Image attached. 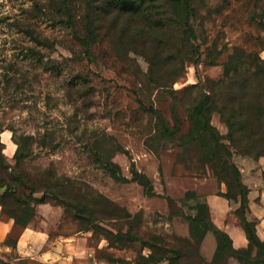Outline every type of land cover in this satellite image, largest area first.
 <instances>
[{"label": "rangeland", "instance_id": "obj_1", "mask_svg": "<svg viewBox=\"0 0 264 264\" xmlns=\"http://www.w3.org/2000/svg\"><path fill=\"white\" fill-rule=\"evenodd\" d=\"M63 2L0 0V146L9 171L35 185L36 198L43 196L49 174L68 178L78 194H100L138 215L134 232L142 238L162 248H179L183 242L192 247L187 217L195 216L196 205L209 197L223 199L219 194L224 183L209 164L202 166L176 145L156 146L159 154L148 147L155 125L145 107L152 102L173 124L168 93L158 88L143 53L116 50L103 38L88 55L66 22ZM67 2L75 7L76 29L84 34L85 0ZM190 2L191 25L198 36L192 44L201 45L202 55L198 65L187 61L184 76L173 84L179 99L187 86L222 79L224 64L236 48L264 60V0ZM177 49L187 60L197 58L190 45L179 43ZM180 115L182 133H187L185 109L180 108ZM212 124L224 138L221 149L230 161L234 155L256 159L258 150L233 148L227 139L239 127L238 110L228 122L214 113ZM29 136L33 140L27 143ZM15 139L30 151L18 168ZM95 152L117 163L128 179L134 164L152 180L155 194L146 195L137 182L112 178L94 162ZM3 178L7 173L0 168ZM28 192L22 185L17 188L20 196ZM231 202L238 205L237 194ZM34 205L36 216L24 228L0 205V264H141L142 257L158 250L140 242L112 244L102 231H81L66 207L53 199ZM229 218L226 223L232 228L236 222ZM102 226L115 233L128 228L116 220ZM216 248V238L208 232L199 248H191L189 264H239L232 257L214 262Z\"/></svg>", "mask_w": 264, "mask_h": 264}, {"label": "trees", "instance_id": "obj_2", "mask_svg": "<svg viewBox=\"0 0 264 264\" xmlns=\"http://www.w3.org/2000/svg\"><path fill=\"white\" fill-rule=\"evenodd\" d=\"M67 1L63 2L66 22L88 55L92 47L103 38H108L116 50L129 49L145 55L158 88L164 89L171 99L173 121L171 124L152 102L146 106L150 120L155 125V134L148 137L146 144L158 154L156 146L173 144L184 153L193 155L202 166L209 164L218 180L227 187V192H220L219 195L229 200L232 194L239 197L238 217L248 244L242 248L234 246L230 235L213 222L206 201L196 205L195 216L187 217L194 245L191 247L188 242H183L179 248H162L134 232L139 222L138 215L133 216L100 194H78L77 189H74L75 183L68 178L49 174L45 180V189L42 190L43 196L36 198L37 187L28 184L16 171H9L11 166L6 162L0 146V168L7 173V179L0 181L3 213L7 212L18 226L24 228L36 216L34 202L45 203L50 198L66 207L68 215L78 221L81 231H102L112 244L140 242L152 249L158 247L150 257H142L141 264H159L163 261L189 264V253L200 247L208 232L217 241L214 262L232 257L239 264H264V240L258 236L257 220L248 217V190L243 184L242 172L236 163L224 155L221 149L224 138L212 124L214 113H218L223 122H228L233 111L238 110L239 127L227 137L231 146L236 149L242 146V149L249 152L258 150L260 155H264V60L256 53L249 54L236 48L224 64L222 79L187 86L183 90L184 98L179 99V91L173 89V84L184 76L187 61L198 65L202 55L201 45L192 44L198 36L191 25L193 8L190 0H85L86 14L81 21L84 34L76 29L75 7L70 8ZM179 43L190 45L192 54L197 55V58L187 60V54L177 49ZM180 108L185 109L189 121L187 133H182L184 121ZM25 140L29 143L33 137H26ZM15 142L18 147L14 158L18 168L30 155V151L18 139ZM94 155V162L115 180L137 182L144 188L146 195L155 194L152 180L139 172L134 164L132 177L128 179L117 163L110 159L104 160L99 152ZM20 185L28 189L26 197L17 194ZM187 195L196 196L194 192H187ZM115 220L125 221L127 230L120 229L115 233L102 226L103 221Z\"/></svg>", "mask_w": 264, "mask_h": 264}, {"label": "crops", "instance_id": "obj_3", "mask_svg": "<svg viewBox=\"0 0 264 264\" xmlns=\"http://www.w3.org/2000/svg\"><path fill=\"white\" fill-rule=\"evenodd\" d=\"M235 156L236 155L233 157V161L242 172V181L245 188L248 190L250 208L248 217L250 220H257L258 236L264 240V155H260V153H258V156H255L256 159L250 154L242 157ZM221 192H227L226 185H222ZM212 198L213 203L211 201ZM208 204L210 206L212 220L221 230L230 235L234 246L236 248L246 247L248 240L244 231H238L236 229L240 226L238 225L239 221L236 219L240 203L237 202L236 204L238 205H235L231 202V199L226 200L225 198L222 199L218 196H213L208 198ZM229 217L234 219V222H236L232 228L226 223V218Z\"/></svg>", "mask_w": 264, "mask_h": 264}]
</instances>
